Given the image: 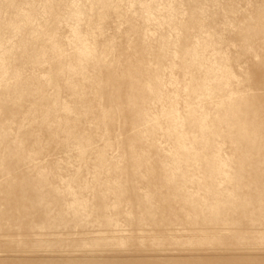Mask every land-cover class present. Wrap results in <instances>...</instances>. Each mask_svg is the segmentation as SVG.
<instances>
[{
    "label": "rangeland",
    "instance_id": "1",
    "mask_svg": "<svg viewBox=\"0 0 264 264\" xmlns=\"http://www.w3.org/2000/svg\"><path fill=\"white\" fill-rule=\"evenodd\" d=\"M0 264H264V0H0Z\"/></svg>",
    "mask_w": 264,
    "mask_h": 264
}]
</instances>
